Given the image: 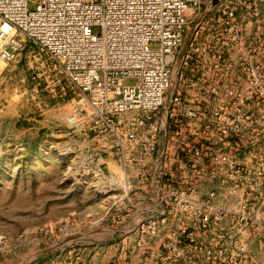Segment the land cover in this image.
<instances>
[{
    "label": "built area",
    "instance_id": "1",
    "mask_svg": "<svg viewBox=\"0 0 264 264\" xmlns=\"http://www.w3.org/2000/svg\"><path fill=\"white\" fill-rule=\"evenodd\" d=\"M213 1L0 0V62L27 51L56 105L79 107L67 127L120 171L106 193L133 207L137 191L139 244L212 223L222 241L233 220L264 264V0Z\"/></svg>",
    "mask_w": 264,
    "mask_h": 264
},
{
    "label": "rangeland",
    "instance_id": "2",
    "mask_svg": "<svg viewBox=\"0 0 264 264\" xmlns=\"http://www.w3.org/2000/svg\"><path fill=\"white\" fill-rule=\"evenodd\" d=\"M44 79L27 51L10 64L0 62V264H249V256L262 264L258 246L229 239L233 220L224 222L222 241L212 223L204 234L194 226L192 243L139 244L137 191L129 195L134 208L123 193H106L108 173L120 171L108 159L109 169L97 162L96 143L74 136L67 126L79 107L57 106ZM251 91L264 96L260 77ZM263 109L262 100L254 102L256 121ZM201 187L203 196L213 189ZM212 207L204 211L213 219Z\"/></svg>",
    "mask_w": 264,
    "mask_h": 264
},
{
    "label": "water",
    "instance_id": "3",
    "mask_svg": "<svg viewBox=\"0 0 264 264\" xmlns=\"http://www.w3.org/2000/svg\"><path fill=\"white\" fill-rule=\"evenodd\" d=\"M216 2H217V0H214V1H213V5L216 4Z\"/></svg>",
    "mask_w": 264,
    "mask_h": 264
},
{
    "label": "bare ground",
    "instance_id": "4",
    "mask_svg": "<svg viewBox=\"0 0 264 264\" xmlns=\"http://www.w3.org/2000/svg\"><path fill=\"white\" fill-rule=\"evenodd\" d=\"M66 153L68 154V152H64V155H66Z\"/></svg>",
    "mask_w": 264,
    "mask_h": 264
}]
</instances>
